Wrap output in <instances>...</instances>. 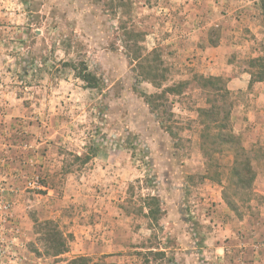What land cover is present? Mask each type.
Wrapping results in <instances>:
<instances>
[{
	"label": "rangeland",
	"instance_id": "1",
	"mask_svg": "<svg viewBox=\"0 0 264 264\" xmlns=\"http://www.w3.org/2000/svg\"><path fill=\"white\" fill-rule=\"evenodd\" d=\"M122 1L125 9L118 0H0V264L101 259L89 247L96 239L76 251L82 225L98 236L100 219L91 210L100 179L124 186L119 207L134 215L130 228L142 227L132 245L137 263L264 264V128L250 115L256 86L231 94L233 131L256 174L249 200L239 201L225 181L234 152L214 154L208 168L200 150L196 110L204 95L193 76L203 74L190 67L196 46L230 40L232 74L256 72L248 60L264 55L261 0ZM122 24L146 34L147 51L161 50L168 84L189 83L167 102L170 116L155 115L140 96L155 89L136 80ZM83 66L98 78L97 88L75 78L73 68ZM20 140L26 155L9 146ZM28 171L49 175L55 191L33 193ZM145 204L154 212L147 221ZM47 219L71 236L69 252L58 258L46 255L38 227Z\"/></svg>",
	"mask_w": 264,
	"mask_h": 264
},
{
	"label": "trees",
	"instance_id": "2",
	"mask_svg": "<svg viewBox=\"0 0 264 264\" xmlns=\"http://www.w3.org/2000/svg\"><path fill=\"white\" fill-rule=\"evenodd\" d=\"M128 2L118 0L116 7L125 9ZM261 9L264 11V0H261ZM121 35L124 38V49L127 59L132 67V71L136 72L135 77L138 82H145L151 85L155 92L145 94L140 92V96L152 113L157 115L158 111L168 114L165 106L170 97H180L185 94V90L189 83L180 81L168 84L166 73L168 69L164 66L161 58L160 49L154 48L147 51L143 43L146 34L137 30L135 27H127L124 24L119 28ZM249 67L257 68L256 72L247 71L250 75L248 89L253 84L264 81V55L248 60ZM75 78L82 81L87 88L94 89L98 87V78L89 72L85 66L81 69L73 68ZM197 88L204 95V106L197 108L196 113L200 126V150L207 162V167L214 163L213 155L221 153L224 149H231L234 152V158L231 166L226 174V186L230 190H234V196L239 197V201H248L249 193L255 179V171L252 164V159L248 157L246 149L241 145L239 137L233 131L231 122L232 95L226 88V81L220 77L214 76H193ZM162 125V123H161ZM169 135L172 132L169 129L165 130ZM19 141V144H9L10 147L18 149L21 156L27 151V144ZM26 155V154H25ZM85 158L82 162H86ZM8 161V160H7ZM206 167V168H207ZM31 183H34V189H30L35 194L46 195L48 191H55V184L49 182V175L44 173L26 172ZM216 173V172H215ZM220 174L216 173L214 177L219 179ZM37 179V182H34ZM219 183H222L219 181ZM228 190V191H229ZM228 191L223 192V199L231 210L237 209V201L232 200ZM152 204L158 203L157 198L151 197ZM145 204L148 209V217L153 218V210L149 205ZM38 227L43 230V240L46 245V255L58 258L69 252L68 241L71 236L64 235L59 229L56 221L47 219L38 224ZM66 264H115L105 261V258L93 260L88 256H77L69 260H65Z\"/></svg>",
	"mask_w": 264,
	"mask_h": 264
},
{
	"label": "crops",
	"instance_id": "3",
	"mask_svg": "<svg viewBox=\"0 0 264 264\" xmlns=\"http://www.w3.org/2000/svg\"><path fill=\"white\" fill-rule=\"evenodd\" d=\"M231 43L228 40L226 43L221 41L216 45L204 43L201 46H196L195 59L191 61L190 67H195L198 73L203 75L226 78L227 90L231 94H237L245 92L248 89L250 75L246 70H242L238 74H232L234 67L229 61V55L236 49V46H233ZM255 86L257 89L254 94L256 108L255 111L250 112V115L251 119L255 122L254 125L264 128V81L253 84L252 88ZM102 181L100 179V182H98L100 187L95 185L98 191L102 190L94 198L93 202L96 203L94 205L95 209L91 210L93 212L96 211L98 219H100L101 227L98 230V236L96 238L95 234L92 236L93 228L90 225L88 227L82 225L81 232L83 237L81 236V239L77 238L79 243L76 245V251L78 254L86 252V246L88 247L89 242L96 239L98 244H95L93 247L94 243H90L91 246L89 247H92V250H90L93 251L95 249L100 258L104 257L105 261L115 264H139L136 262L135 257H133V252L136 249H132V245L134 244L135 237H138V233L142 231V227L136 226L135 229L130 228L134 215L124 213L119 207L125 195L124 186L119 183V185L117 183L106 185L102 184ZM103 185L104 188H102ZM142 215V220L146 219L147 221L149 219L144 206L142 207ZM120 236L133 238L128 240L131 241V244L128 241L125 243L119 241ZM86 239L90 241L87 243ZM138 250L150 251V249L146 248H139ZM88 253V255H92L94 252ZM159 264H166V262Z\"/></svg>",
	"mask_w": 264,
	"mask_h": 264
}]
</instances>
